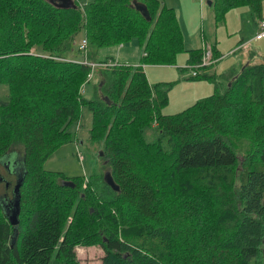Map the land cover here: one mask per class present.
<instances>
[{
  "label": "trees",
  "instance_id": "obj_1",
  "mask_svg": "<svg viewBox=\"0 0 264 264\" xmlns=\"http://www.w3.org/2000/svg\"><path fill=\"white\" fill-rule=\"evenodd\" d=\"M135 1L146 12L133 0H73L74 7L0 0V83L8 88L0 159L13 144L22 147L15 226L0 202V264H76L75 247L93 244L103 249L101 264H264V59L250 58L224 82L211 68L217 50H188L187 78L207 79L215 90L163 114L178 80L150 83L144 65L171 63L183 37L163 0ZM262 2L211 6L222 21L241 5L259 17ZM82 30L95 49L78 59ZM132 39L143 48L135 63L94 60ZM206 51L211 62L199 66ZM95 67L99 81L88 98ZM83 107L117 189L101 174L70 178L43 168L72 141Z\"/></svg>",
  "mask_w": 264,
  "mask_h": 264
},
{
  "label": "rangeland",
  "instance_id": "obj_2",
  "mask_svg": "<svg viewBox=\"0 0 264 264\" xmlns=\"http://www.w3.org/2000/svg\"><path fill=\"white\" fill-rule=\"evenodd\" d=\"M55 1L58 2V0ZM163 3L167 7L173 8L177 19L180 21L184 34V51L178 52L176 58L169 64H148L145 71H147L146 74H148L150 79L153 81L151 83L177 80L166 76L170 71L178 70L177 67L179 64H184L188 49L199 48L202 46V40L206 39V42L208 43L209 39L215 38L218 41V49L227 48L226 50H222L223 53L226 54L227 51L237 42L234 46V49H236V45L239 41H241L240 39L242 37L246 39L252 36L256 30V14L247 5L233 7L225 13L224 20L215 21L214 11L212 6L208 4V0H163ZM262 14L264 15V1L262 5ZM184 20H186L187 26H184ZM75 39V49L77 50V48H79V44L84 39L83 30L77 34ZM256 44L264 49V39L256 41V43L251 45L253 48L258 50L259 47L257 48ZM120 47V45H116L102 48L99 50L98 54H96L94 60L98 61L104 58L110 59V57H114L118 61H138L143 49L137 39H132L130 42H127L126 47L124 48L120 49ZM94 49V47L87 44L86 50L88 52ZM262 51L264 52V50ZM238 52L239 51H237L236 54H238ZM83 54V51H76L75 57L82 59L84 58ZM250 57L249 53L247 57L248 60L246 59L247 61H245L248 62ZM236 59L237 58L232 52L223 55L222 61L218 63V71L220 72V70L223 69L226 70V64L229 62H231L230 65L235 64ZM251 61H253L252 63H258L261 62L262 59L255 57L253 60L251 58ZM91 75L90 82L86 83L84 86V95L88 98L93 96L92 93L95 84L99 81V69L97 67L93 68ZM187 79L190 80L187 82L193 84L201 83L199 79ZM205 81L209 82L207 84V88H210V90L208 91H206V87H204V85L200 87H194L192 84L184 86L185 81H182L180 84L177 81L170 89V100L168 98L169 103H166V105L161 108V113L166 114L169 112V114H174L181 112L198 99L211 94L213 92V90H211L213 85L210 81ZM7 94V85L0 83V99H6ZM191 94L196 95L197 97H191L188 99L187 97ZM82 111L80 125L75 124L70 128L74 135L72 141L59 146L55 151H53L43 164V168L45 170L60 172L70 178H85L90 177L91 175L105 174L104 157L103 154L101 155L103 145L101 142H93L90 140L89 130L91 126V114L87 107H83ZM153 126H155L154 123ZM153 128L154 127L146 129L145 138L147 140H151L155 135L156 131H154ZM10 151H15L16 158L17 156L18 158H21L22 147L20 144H13ZM19 167L20 163L15 162L13 159L9 161V168L11 170H5L7 173L4 174L5 178L12 181L9 188V194L11 188H13L15 184V179L12 177V174L16 177L18 176V174L12 169L18 171ZM2 192L3 184L0 183V194H2ZM75 252L77 257L76 264L102 263L101 257L104 255V252L99 244L85 246L79 245L75 247ZM249 264H253V259L250 260Z\"/></svg>",
  "mask_w": 264,
  "mask_h": 264
},
{
  "label": "crops",
  "instance_id": "obj_3",
  "mask_svg": "<svg viewBox=\"0 0 264 264\" xmlns=\"http://www.w3.org/2000/svg\"><path fill=\"white\" fill-rule=\"evenodd\" d=\"M208 1H211L212 2V0H208ZM264 1V0H263ZM212 4V3H211ZM211 4H209L210 6H211ZM262 5H263V2H262ZM182 8V7H181ZM261 17H264V15L262 14V7H261V15H260ZM260 16L259 17H257V19H256V27H255V33L258 31V21H259V18H260ZM177 18V17H176ZM177 21H178V24H179V27H180V30H181V33H182V37H183V31H182V28H181V24H180V21H179V19H177ZM187 26V22H186V20H184V26ZM255 33L252 35V36H250V37H248V38H246V39H244L243 37L240 39L241 41H239L238 42V44L236 45V49H234L235 47V44L237 43H235L228 51H227V53H233V55L237 58L236 60H235V64H232V65H230L231 64V62H229L228 64H229V66H228V64H226L227 66H226V70H220V72L218 71L219 69V65H218V63L220 62V61H222V57H223V55H226L225 53H223V51L222 50H226L227 48H224V49H218V46H217V43H218V41L215 39V38H213V39H209V42L207 43L206 42V39H204V40H202V46H200L199 48H201V47H204V46H210L211 48H212V50L214 49V50H217V52H218V54H219V58H218V60L216 61V62H214L213 63V65H211L212 67V70L214 71V73H216V74H218V75H220V76H222L223 78H222V80H224V82H226V76L227 75H229L231 72H235V71H237L240 67H241V65L244 63V62H246L248 59H247V57H248V54L250 53V58H258V59H264V52L262 51V50H264L261 46H259V45H257L256 44V47L258 48L259 47V49L258 50H256L255 48H253L251 45L253 44V43H256V41H259V40H263L264 39V37H262V38H258V39H254V36H255ZM85 39V38H84ZM128 45V44H127ZM121 47H120V49L121 48H124V47H126V44H124V45H120ZM135 46H137V45H135ZM138 47V46H137ZM140 47V46H139ZM192 49H198V48H192ZM188 50H190V49H188ZM237 51H239L238 52V54H236V52ZM262 51V52H261ZM129 52V51H128ZM137 53V52H136ZM137 54H139V53H137ZM142 54V53H141ZM141 56V55H140ZM228 56V55H227ZM253 56V57H252ZM249 58V59H250ZM187 59H188V52H187V54H186V58H185V61H184V64L183 65H180L179 64V66L177 67L178 68V70H176V71H170L168 74H167V76L166 77H168V78H175V79H177L178 80V82H179V84L182 82V81H185V84H184V86H187V85H193L194 87H200V86H202V85H204V87H206V91H208V90H210V88H207L208 86H207V84L209 83V82H207V81H205V80H207V79H199L200 81H201V83H190V82H187V81H190V80H188L187 79V77L190 75V73H189V71L188 70H185V68L187 67ZM247 59V60H246ZM246 60V61H245ZM118 61V60H117ZM122 62H127V63H135L136 61H128V60H124V61H122ZM148 65H144V70H146L145 68L147 67ZM145 72H147V71H145ZM148 74H146V76H147ZM147 78H149V82L151 83V82H153L151 79H150V77H149V75H148V77ZM209 81V80H208ZM158 82H164V81H158ZM211 82V81H210ZM154 83H156V82H154ZM202 83H204V84H202ZM211 84L213 85V83L211 82ZM211 90H215L214 89V85H213V88H211ZM213 93V92H212ZM168 95L170 96V91H169V93H168ZM210 95V94H209ZM191 97H197L196 95H193V94H191V95H189L187 98L189 99V98H191ZM169 100H170V97H169ZM168 103H169V101H168ZM166 114H169V112L168 113H166ZM171 114V113H170Z\"/></svg>",
  "mask_w": 264,
  "mask_h": 264
},
{
  "label": "flooded vegetation",
  "instance_id": "obj_4",
  "mask_svg": "<svg viewBox=\"0 0 264 264\" xmlns=\"http://www.w3.org/2000/svg\"><path fill=\"white\" fill-rule=\"evenodd\" d=\"M17 158H18V156H17ZM17 158H16V152L15 151H13V152L9 151L5 157H2L0 159V183L3 184V192H2V194H0V202L2 203L3 207L5 208V213H6L7 218H9L16 209L15 199H14L15 198L14 186L16 185V182H20L22 179L21 178V176H22V162H21V158H18V159ZM13 159L15 162L20 163V167H19L18 171H16L15 169H12L14 172H16L18 174V176L16 177L14 174H12L13 175L12 177L15 179V184H14L13 188H11V191L9 194V188H10V184H12V181L6 179L4 174H7L5 172V170H9V171L11 170L9 168V161H11Z\"/></svg>",
  "mask_w": 264,
  "mask_h": 264
},
{
  "label": "water",
  "instance_id": "obj_5",
  "mask_svg": "<svg viewBox=\"0 0 264 264\" xmlns=\"http://www.w3.org/2000/svg\"><path fill=\"white\" fill-rule=\"evenodd\" d=\"M58 2L60 3V6L63 7H74L75 4L73 2V0H58ZM208 4H211V1H208ZM133 5L141 11L146 12V7L143 4H140L139 2L133 0ZM107 102H109L108 99H106ZM102 155V152H101ZM104 179L105 181L112 186V188L117 189V187L114 185V182L110 176L109 172H105L104 174ZM67 184H70V181H68ZM19 186H20V182H16V185L14 186V196H15V206L16 209L15 211L12 213V215L8 218L10 224L12 226H15L18 223V214H19Z\"/></svg>",
  "mask_w": 264,
  "mask_h": 264
},
{
  "label": "built area",
  "instance_id": "obj_6",
  "mask_svg": "<svg viewBox=\"0 0 264 264\" xmlns=\"http://www.w3.org/2000/svg\"><path fill=\"white\" fill-rule=\"evenodd\" d=\"M262 37H264V17L260 18L258 21V31L256 32L254 39H258ZM86 48H87V41L83 39L79 44V49L85 53L87 51ZM210 62H211L210 52L206 51L203 56L202 63H200L199 66L208 65ZM191 73L195 75L196 71L193 70Z\"/></svg>",
  "mask_w": 264,
  "mask_h": 264
}]
</instances>
